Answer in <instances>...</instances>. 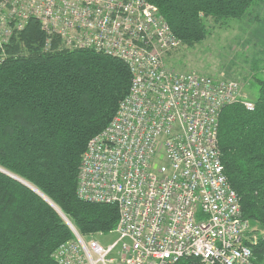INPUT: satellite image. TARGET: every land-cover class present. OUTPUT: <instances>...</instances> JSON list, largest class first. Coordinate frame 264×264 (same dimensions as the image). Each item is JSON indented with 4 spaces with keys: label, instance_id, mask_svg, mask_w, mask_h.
<instances>
[{
    "label": "built area",
    "instance_id": "2783aa9c",
    "mask_svg": "<svg viewBox=\"0 0 264 264\" xmlns=\"http://www.w3.org/2000/svg\"><path fill=\"white\" fill-rule=\"evenodd\" d=\"M31 20L47 51L92 50L132 76L87 145L77 189L84 202L117 207L116 240L86 241L70 225L75 238L57 249L58 264H264V234L244 218L219 147L223 109L254 110L241 85L170 68L182 44L146 0H0V66Z\"/></svg>",
    "mask_w": 264,
    "mask_h": 264
},
{
    "label": "trees",
    "instance_id": "16d2710c",
    "mask_svg": "<svg viewBox=\"0 0 264 264\" xmlns=\"http://www.w3.org/2000/svg\"><path fill=\"white\" fill-rule=\"evenodd\" d=\"M146 1L182 46L194 47L209 34L207 20L241 19L261 0ZM45 42L40 24L31 20L0 66V168L57 205L81 236L110 234L118 209L79 199V170L89 141L111 123L128 95L130 70L92 50L56 45L47 51ZM257 85L254 110L242 102L223 109L219 147L244 218L264 228V71ZM74 238L55 208L0 171V264H58L57 249Z\"/></svg>",
    "mask_w": 264,
    "mask_h": 264
},
{
    "label": "rangeland",
    "instance_id": "374dc122",
    "mask_svg": "<svg viewBox=\"0 0 264 264\" xmlns=\"http://www.w3.org/2000/svg\"><path fill=\"white\" fill-rule=\"evenodd\" d=\"M206 26L209 31L207 38L194 47L182 46L167 59L168 66L178 73H195L235 81L242 87V101L254 103L258 95L257 80L264 71V0L259 1L241 19L223 22L209 19ZM61 214V218L72 229V222ZM253 226H257L258 232L264 234L263 227L257 224ZM84 239L107 246L116 240V236L111 232Z\"/></svg>",
    "mask_w": 264,
    "mask_h": 264
},
{
    "label": "water",
    "instance_id": "95a60500",
    "mask_svg": "<svg viewBox=\"0 0 264 264\" xmlns=\"http://www.w3.org/2000/svg\"><path fill=\"white\" fill-rule=\"evenodd\" d=\"M0 171L3 172V173H5V174H7V175H9L10 177L14 178L15 180L21 182V183L24 184L26 187H28V188H30L31 190H33L34 192H36V193H37L40 197H42L47 203H49L53 208H55L50 202H48V201H47V200H46L41 194H39L37 191H35L33 188H31L26 182H24V181L18 179L17 177L13 176L12 174H10V173H8V172H6V171H4V170H1V168H0ZM57 212H58V210H57ZM58 213H60V212H58ZM60 214H61V213H60ZM61 215H63V217H64V214H61Z\"/></svg>",
    "mask_w": 264,
    "mask_h": 264
},
{
    "label": "bare ground",
    "instance_id": "6f19581e",
    "mask_svg": "<svg viewBox=\"0 0 264 264\" xmlns=\"http://www.w3.org/2000/svg\"><path fill=\"white\" fill-rule=\"evenodd\" d=\"M58 52V51H57ZM248 99V98H247ZM21 180V179H20ZM25 182V181H24ZM28 184V183H27ZM31 188H33L35 191H37L39 194H41L37 189H35L34 187H32L30 184H28ZM48 202H50L43 194H41ZM51 203V202H50ZM52 204V203H51ZM55 208L56 206L54 204H52ZM57 209V208H56ZM58 212L61 213V211L59 209H57Z\"/></svg>",
    "mask_w": 264,
    "mask_h": 264
}]
</instances>
